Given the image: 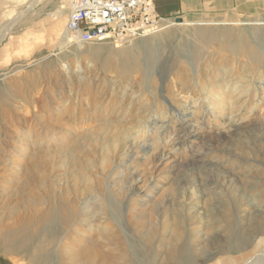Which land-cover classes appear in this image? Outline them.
Instances as JSON below:
<instances>
[{
	"label": "rangeland",
	"instance_id": "374dc122",
	"mask_svg": "<svg viewBox=\"0 0 264 264\" xmlns=\"http://www.w3.org/2000/svg\"><path fill=\"white\" fill-rule=\"evenodd\" d=\"M70 2L0 0V232L73 203L39 264H264V18L76 44Z\"/></svg>",
	"mask_w": 264,
	"mask_h": 264
},
{
	"label": "built area",
	"instance_id": "2783aa9c",
	"mask_svg": "<svg viewBox=\"0 0 264 264\" xmlns=\"http://www.w3.org/2000/svg\"><path fill=\"white\" fill-rule=\"evenodd\" d=\"M170 19L156 13L153 0H71L65 27L72 43L120 45L168 27Z\"/></svg>",
	"mask_w": 264,
	"mask_h": 264
},
{
	"label": "bare ground",
	"instance_id": "6f19581e",
	"mask_svg": "<svg viewBox=\"0 0 264 264\" xmlns=\"http://www.w3.org/2000/svg\"><path fill=\"white\" fill-rule=\"evenodd\" d=\"M66 9H67L66 11L68 12L70 9V4ZM64 34L66 36V39L68 40L66 27L64 30ZM147 58H148L147 68H151L153 49L148 51ZM221 139H214L211 143V146H208L207 148L208 152L215 153V155H217L219 151L225 152V154L230 153L229 151L225 150V148L222 149L223 145L221 143ZM226 148H228V146ZM229 150L231 151L232 149L229 148ZM202 159L204 160V158ZM74 213H75L74 204L66 203L60 208L51 209L47 211L46 214L41 216V220L37 219V222L42 221V224L40 225L38 224L39 226L37 229H39L41 226V231H39L38 234L36 233L30 234V230H28L29 225L31 223L30 221H28L19 231L11 232V233L0 232V264H15L16 259L13 256L15 255L14 253H22V252H25L30 260H35L37 264H39L40 257L46 255L45 252L47 251L48 248H50V250L52 249L53 244L57 242V239L61 234L62 230L69 229L68 232L72 230V226H71L72 224H70V222L74 216ZM47 224L49 225L50 229L44 231L43 229L44 227H46ZM0 227H2V225H0ZM62 257H63V253L59 254L58 258H62ZM245 264H249V262H246Z\"/></svg>",
	"mask_w": 264,
	"mask_h": 264
},
{
	"label": "crops",
	"instance_id": "0c3cea01",
	"mask_svg": "<svg viewBox=\"0 0 264 264\" xmlns=\"http://www.w3.org/2000/svg\"><path fill=\"white\" fill-rule=\"evenodd\" d=\"M156 13L163 17H261L264 0H153Z\"/></svg>",
	"mask_w": 264,
	"mask_h": 264
}]
</instances>
